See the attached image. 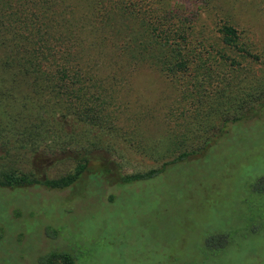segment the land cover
<instances>
[{"label": "rangeland", "instance_id": "1", "mask_svg": "<svg viewBox=\"0 0 264 264\" xmlns=\"http://www.w3.org/2000/svg\"><path fill=\"white\" fill-rule=\"evenodd\" d=\"M230 2L219 9L243 6L235 13L258 56L245 62L261 68L264 0ZM236 76L243 85L250 80L247 73ZM133 82L122 99L147 105L142 122L136 107L123 115L124 123L107 126L79 123L69 114L58 124L62 140L52 131L45 140L38 128L42 142L25 153L26 140L9 125L0 130V174L28 173L38 181L0 186V264H47L61 252L76 264H264V106L224 126L221 115L198 117L200 130L184 136L179 125L186 107L177 103L184 102L175 89L164 82L162 91L154 72ZM164 102L171 107L161 109ZM231 102L224 96L214 101L233 108ZM72 138L86 141L76 146ZM199 143L203 152L124 182L125 175L158 168ZM84 158L86 167L69 186L44 183L74 172Z\"/></svg>", "mask_w": 264, "mask_h": 264}, {"label": "trees", "instance_id": "2", "mask_svg": "<svg viewBox=\"0 0 264 264\" xmlns=\"http://www.w3.org/2000/svg\"><path fill=\"white\" fill-rule=\"evenodd\" d=\"M220 2L231 3L0 0V115L5 117L0 130L9 125V130L26 140L25 153L42 142L38 128L45 130V140L51 131L62 140L64 128L58 124L65 125L69 114L79 123L88 120L107 126L118 120L124 123L123 115L136 107L138 122H142L147 105L129 104L122 95L133 81L149 72L159 75L162 91L166 82L184 102L177 101L186 107L179 125L186 128L184 136L189 130H200L198 117L208 120L221 115L218 124L224 126L227 121L241 119L248 108L264 106V65L256 69L245 62H252L257 55L244 40L246 32L235 13L243 6L228 13L224 7L219 9ZM237 73H247L248 83L241 84ZM223 96L232 98L233 108L214 103ZM165 103L161 109L171 107ZM72 140L76 146L86 141ZM203 147L199 143L184 149L158 168L125 175L123 180L155 175L177 160L203 152ZM83 160L74 172L44 183L56 188L69 186L86 167V158ZM32 182L38 181L28 173L0 174V186L21 188ZM47 264L76 262L70 253L61 252Z\"/></svg>", "mask_w": 264, "mask_h": 264}, {"label": "flooded vegetation", "instance_id": "3", "mask_svg": "<svg viewBox=\"0 0 264 264\" xmlns=\"http://www.w3.org/2000/svg\"><path fill=\"white\" fill-rule=\"evenodd\" d=\"M256 187H258V185H257ZM259 192H260V191H259Z\"/></svg>", "mask_w": 264, "mask_h": 264}]
</instances>
